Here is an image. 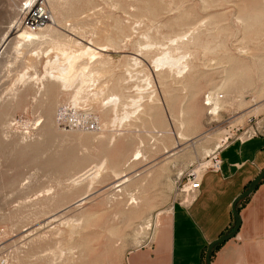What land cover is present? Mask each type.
Masks as SVG:
<instances>
[{"label": "rangeland", "instance_id": "obj_1", "mask_svg": "<svg viewBox=\"0 0 264 264\" xmlns=\"http://www.w3.org/2000/svg\"><path fill=\"white\" fill-rule=\"evenodd\" d=\"M34 4L48 19L29 29ZM23 30L40 38L18 45ZM97 45L67 86L47 80L59 49ZM164 51L181 73L153 66ZM70 101L96 130L58 120ZM260 120L264 0H0V264H125L188 172Z\"/></svg>", "mask_w": 264, "mask_h": 264}, {"label": "crops", "instance_id": "obj_2", "mask_svg": "<svg viewBox=\"0 0 264 264\" xmlns=\"http://www.w3.org/2000/svg\"><path fill=\"white\" fill-rule=\"evenodd\" d=\"M219 157L220 169L202 173L195 196L175 203L168 224L129 251L125 264H203L208 244L234 222L232 201L264 168V136L230 141ZM237 207L238 231L214 249L211 264H263L264 179Z\"/></svg>", "mask_w": 264, "mask_h": 264}, {"label": "bare ground", "instance_id": "obj_3", "mask_svg": "<svg viewBox=\"0 0 264 264\" xmlns=\"http://www.w3.org/2000/svg\"><path fill=\"white\" fill-rule=\"evenodd\" d=\"M30 1H32V0H28V2H30ZM30 8H31V10H29V12L27 13V16L25 17V24H26V21H28L29 23L32 22V24L33 23L38 24L39 21L43 20V15L41 13V10H43V9L39 6H35V4L33 6H30ZM51 21H53V23H54V19L51 18ZM29 29H31V28H29ZM34 32L35 31L30 32L29 30L28 31H26V30L20 31L18 36H17L19 39L18 45H21L24 42H32V41L39 39L41 34L38 32L37 33H34ZM186 34H183L182 36L179 35L180 37L177 36L176 38L170 39V45L172 43L178 41V40L182 41L183 38H185ZM146 47L150 48L151 46L146 45ZM97 50L104 51V50H106V46L97 45V46H94L93 48L87 47L82 52L80 51L79 54H75L74 52L72 53V52H68V51L63 50V49H59L58 51L60 52V55L64 60V64L57 69L55 74L53 72H48L47 73V77H48L47 80L51 81V80H49V78L51 77L54 79V81H51V82H60L63 86H67L69 84V82L71 81L73 75H75V74H72L73 73L72 71L74 69L75 64L77 63L76 61L80 58H84L85 56L86 57L88 56L91 59L95 55ZM182 58L183 57L173 58L170 51H164L158 57H155L154 59H152L151 62H152L154 67L160 66V67H165V68H170V69L175 67L177 69V73H181L182 67L184 68V65L181 64ZM137 60H138L137 58L133 59L134 64L138 63ZM84 69H85V67H84ZM83 73H85V72H83ZM114 97H113L112 101L114 102L115 105H117L116 102L119 100V97L118 96H114ZM134 103H136L135 100H134ZM213 111H215V108L213 109ZM136 155L138 156L139 153H137ZM137 156H135V157H137ZM205 164H203V165H205ZM94 167L96 168L95 171H92L93 168H91L82 174L83 176H85V174H87L83 179H85L86 181H87V179L91 180L97 175V172H98V170H100V167L97 165ZM81 177L82 176H79V178H81ZM78 179L74 180V181L77 182ZM87 195H88V193L86 192L84 194V196L79 201H83L87 197ZM60 262H62V261H60Z\"/></svg>", "mask_w": 264, "mask_h": 264}, {"label": "built area", "instance_id": "obj_4", "mask_svg": "<svg viewBox=\"0 0 264 264\" xmlns=\"http://www.w3.org/2000/svg\"><path fill=\"white\" fill-rule=\"evenodd\" d=\"M43 15V20L39 21L38 24L26 21V24L29 28L35 29L38 26L42 25L48 19L46 11L41 10ZM78 112H82V110L77 105V102L70 101L66 104H63L58 110V120L63 123V125L68 127L75 128H85L89 131H94L97 128V124L95 120H86L78 115ZM264 136V120L256 121L249 127L244 130H240V127L236 128L235 134H233L229 140H226L221 146L220 149L228 144V142L236 140L239 142H245L249 139L255 137ZM219 149V150H220ZM219 150L212 153V155L208 159L207 165H203L199 169L201 171L192 170L188 172L186 176V180L180 191L184 194L182 199L183 202H187L190 200L200 188L201 185V176L207 170L218 171L220 169L221 159L219 157ZM181 202V201H179Z\"/></svg>", "mask_w": 264, "mask_h": 264}, {"label": "water", "instance_id": "obj_5", "mask_svg": "<svg viewBox=\"0 0 264 264\" xmlns=\"http://www.w3.org/2000/svg\"><path fill=\"white\" fill-rule=\"evenodd\" d=\"M263 179H264V168L249 183L247 188L243 192H241L238 196H236L234 198V200L232 201V204H231V212H232V215L234 218V222L231 226V230L229 232L223 233L218 238H216L215 240H213L212 242H210L208 244V246L206 247V250H205V254H204V263L205 264H211V254H212L214 248H216V246H218L219 244L225 242L226 240H228V239H230L236 235L238 228H239V225H240V221H241L240 215L238 212L237 204H238V202H240L244 198L248 197L251 194V192L257 187V185Z\"/></svg>", "mask_w": 264, "mask_h": 264}]
</instances>
